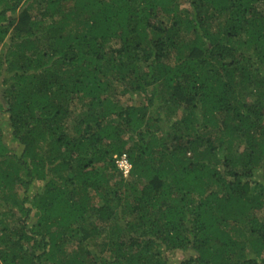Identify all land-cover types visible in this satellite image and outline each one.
I'll list each match as a JSON object with an SVG mask.
<instances>
[{"label":"trees","instance_id":"trees-1","mask_svg":"<svg viewBox=\"0 0 264 264\" xmlns=\"http://www.w3.org/2000/svg\"><path fill=\"white\" fill-rule=\"evenodd\" d=\"M0 120V264H264V0H0Z\"/></svg>","mask_w":264,"mask_h":264},{"label":"built area","instance_id":"built-area-1","mask_svg":"<svg viewBox=\"0 0 264 264\" xmlns=\"http://www.w3.org/2000/svg\"><path fill=\"white\" fill-rule=\"evenodd\" d=\"M114 158H115L116 164H117L119 170L121 171V173L124 176H128V174L132 168V164L129 161V159L127 158V156L126 155H121V156L115 155Z\"/></svg>","mask_w":264,"mask_h":264},{"label":"rangeland","instance_id":"rangeland-1","mask_svg":"<svg viewBox=\"0 0 264 264\" xmlns=\"http://www.w3.org/2000/svg\"><path fill=\"white\" fill-rule=\"evenodd\" d=\"M2 48V47H1ZM3 49V48H2ZM128 101V98L127 97H125V98H123L122 99V102L123 103H126ZM0 122L2 123V125L4 126V129H5V132H6V134H8V129H9V124H7L6 122H4V121H2V120H0ZM13 144V143H12ZM13 146H15L16 148H17V145H15V144H13ZM41 185V184H40ZM42 186V185H41ZM187 253H185V252H175V253H173V259L174 260H176V261H180V260H183V259H185L186 257H187Z\"/></svg>","mask_w":264,"mask_h":264}]
</instances>
